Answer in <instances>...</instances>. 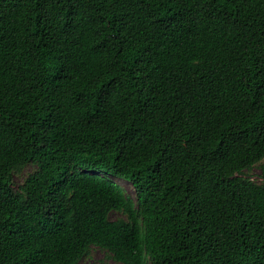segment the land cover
Here are the masks:
<instances>
[{"label":"trees","instance_id":"obj_1","mask_svg":"<svg viewBox=\"0 0 264 264\" xmlns=\"http://www.w3.org/2000/svg\"><path fill=\"white\" fill-rule=\"evenodd\" d=\"M262 161L264 0H0V264H264Z\"/></svg>","mask_w":264,"mask_h":264},{"label":"rangeland","instance_id":"obj_2","mask_svg":"<svg viewBox=\"0 0 264 264\" xmlns=\"http://www.w3.org/2000/svg\"><path fill=\"white\" fill-rule=\"evenodd\" d=\"M262 165H264V161H262L259 165L255 166L254 169L248 173L252 176L254 180L260 181L259 175L261 174ZM36 168L37 165L33 162H30L26 166H24L19 172H16L13 178V187L15 189H18L20 184H22V182L24 181V179ZM115 180L118 183H120L122 186H124L130 195L133 196L135 195V191L131 183L127 182L124 179L115 178ZM120 217H126V215L123 212H118V211H113L110 213L111 219H117ZM79 264H123V263L116 261L107 250L102 249L99 246L92 245L88 253L84 255L83 258L80 260Z\"/></svg>","mask_w":264,"mask_h":264}]
</instances>
